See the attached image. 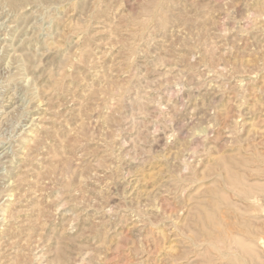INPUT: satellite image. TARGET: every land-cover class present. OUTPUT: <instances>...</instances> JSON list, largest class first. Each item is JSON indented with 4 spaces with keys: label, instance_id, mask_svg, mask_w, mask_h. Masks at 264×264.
I'll list each match as a JSON object with an SVG mask.
<instances>
[{
    "label": "rangeland",
    "instance_id": "rangeland-1",
    "mask_svg": "<svg viewBox=\"0 0 264 264\" xmlns=\"http://www.w3.org/2000/svg\"><path fill=\"white\" fill-rule=\"evenodd\" d=\"M0 264H264V0H0Z\"/></svg>",
    "mask_w": 264,
    "mask_h": 264
},
{
    "label": "bare ground",
    "instance_id": "bare-ground-1",
    "mask_svg": "<svg viewBox=\"0 0 264 264\" xmlns=\"http://www.w3.org/2000/svg\"><path fill=\"white\" fill-rule=\"evenodd\" d=\"M13 2V1H12ZM13 91V90H12ZM16 91V90H15ZM11 96V95H10ZM16 99V98H15ZM20 101V100H19ZM14 106V105H13ZM27 106V105H26ZM36 107V106H35ZM13 108V107H12ZM20 108V107H19ZM6 114V113H5ZM4 115V114H3ZM6 118V117H5ZM11 119V118H10ZM5 122V121H4ZM9 123V122H8ZM5 139V138H4ZM4 213V212H3Z\"/></svg>",
    "mask_w": 264,
    "mask_h": 264
}]
</instances>
